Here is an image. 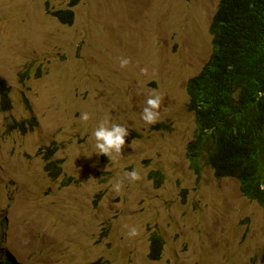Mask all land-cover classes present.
<instances>
[{
    "label": "rangeland",
    "instance_id": "1",
    "mask_svg": "<svg viewBox=\"0 0 264 264\" xmlns=\"http://www.w3.org/2000/svg\"><path fill=\"white\" fill-rule=\"evenodd\" d=\"M69 1L0 0V264H264V209L187 157L186 82L211 57L219 0H79L72 23L49 13ZM102 123L127 129L120 154L98 153Z\"/></svg>",
    "mask_w": 264,
    "mask_h": 264
},
{
    "label": "trees",
    "instance_id": "2",
    "mask_svg": "<svg viewBox=\"0 0 264 264\" xmlns=\"http://www.w3.org/2000/svg\"><path fill=\"white\" fill-rule=\"evenodd\" d=\"M78 2L49 13L72 23L71 6ZM209 30L211 57L186 82L196 124L187 157L196 174L203 158L215 176L235 178L241 194L264 209V0H219ZM9 92L0 78V109L10 106ZM35 123L28 118L8 125L25 129ZM150 240L149 257L158 259L163 240L156 232Z\"/></svg>",
    "mask_w": 264,
    "mask_h": 264
},
{
    "label": "clouds",
    "instance_id": "3",
    "mask_svg": "<svg viewBox=\"0 0 264 264\" xmlns=\"http://www.w3.org/2000/svg\"><path fill=\"white\" fill-rule=\"evenodd\" d=\"M129 62L130 61L127 58L121 59L120 66L125 67L129 64ZM234 99H238V97L234 96ZM161 100L162 97L160 96H155V98H149L147 100L148 106L143 109L142 119L148 125H154L158 122L159 113L157 110L159 109ZM81 118L82 120L87 121L89 116L87 113H83ZM127 134V129L122 126L113 125L112 130L109 131L107 127L104 126V123H102L100 127L94 132L97 141L96 147L99 149L98 153L108 156L113 153L114 149L116 154H120L121 146L125 143L123 137ZM125 175L130 176L132 181L141 179L139 174L134 170L132 172L126 173ZM119 189L120 185L117 184L116 191L118 192ZM128 235L130 237H134L138 235V232L135 228H132Z\"/></svg>",
    "mask_w": 264,
    "mask_h": 264
}]
</instances>
